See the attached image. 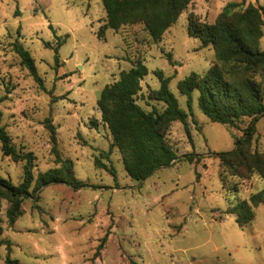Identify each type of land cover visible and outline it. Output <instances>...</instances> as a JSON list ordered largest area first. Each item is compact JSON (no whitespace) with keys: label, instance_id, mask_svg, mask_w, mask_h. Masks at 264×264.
<instances>
[{"label":"rangeland","instance_id":"374dc122","mask_svg":"<svg viewBox=\"0 0 264 264\" xmlns=\"http://www.w3.org/2000/svg\"><path fill=\"white\" fill-rule=\"evenodd\" d=\"M228 3L259 7L264 0H192L153 43L143 24L106 29L98 39L105 23L101 0H0V125L16 149L32 154L35 180L59 167L44 124L50 119L61 158L71 161L74 178L85 185L36 189L33 182L12 226L8 204L1 201L0 241L7 243L0 245V264L7 255L19 264H264V205L244 225L231 212L264 190V180L245 171L225 173L214 155L234 149L247 119L237 129L211 122L198 109L194 91L188 135L179 122L166 132L178 159L135 181L124 171L118 149L111 148L97 107L101 90L141 61L148 73L136 103L144 111L163 110L148 97L159 88L155 72L161 71L188 113L178 82L215 63L211 46L188 36V18L212 24ZM261 30L258 45L264 51V25ZM64 38L55 61L54 48ZM15 40L34 60L41 83L20 65L10 47ZM254 80L264 88L263 76ZM249 151L264 154V116ZM190 154L191 163L183 158ZM22 166L0 152V178L17 185Z\"/></svg>","mask_w":264,"mask_h":264},{"label":"trees","instance_id":"16d2710c","mask_svg":"<svg viewBox=\"0 0 264 264\" xmlns=\"http://www.w3.org/2000/svg\"><path fill=\"white\" fill-rule=\"evenodd\" d=\"M191 1L101 0L105 23L99 27L96 36L102 38L106 29L117 30L124 25L143 24L151 41L158 43ZM263 25L264 4L240 8L239 4L228 3L212 24L200 23L192 15L189 16L188 36L199 40L202 47L211 46L215 63L205 73H191L178 82L177 89L186 97L188 113L179 107L168 89L170 78L164 77L161 71L155 72L159 88L151 91L148 97L162 103L163 110L159 112L152 108L151 111H144L136 103L140 82L148 73L141 61H137L129 70L121 71L116 81L101 90L97 100L101 121L111 136V148L115 147L120 152L123 169L132 180L143 181L178 159L166 139V132L171 123L179 122L188 135L186 121L191 114L194 91L198 93V109L211 122L237 129L239 123L248 120L241 130V136L234 138V149L214 154L224 167V172L231 175H238L240 171L256 173L264 180V154L249 151L255 125L264 116V88L254 80L256 75L264 77V51L258 45ZM64 41L65 38L59 40L54 48L55 61L57 48ZM10 47L19 58L20 65L34 81L41 83L29 53L17 40ZM167 58L171 62L170 54H167ZM44 124L50 133L51 153L59 167L38 173L35 180L31 173L32 154L16 149L0 125L2 157L23 163L22 179L17 185L0 178V209L1 201H6L9 226L19 217L23 201L30 197L33 182L36 189L53 184H63L73 190L85 186L74 178L71 161L61 158L57 150L55 128L50 119H45ZM183 158L191 163L193 154ZM258 205H264V190L250 195L248 200L238 202L231 212L236 214V222L244 225L253 219V209ZM4 243L7 242L0 241V245ZM4 264L19 263L7 255Z\"/></svg>","mask_w":264,"mask_h":264}]
</instances>
